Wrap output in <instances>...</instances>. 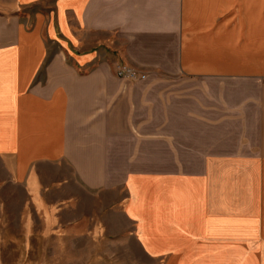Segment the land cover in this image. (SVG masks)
I'll return each instance as SVG.
<instances>
[{"label":"crops","instance_id":"crops-1","mask_svg":"<svg viewBox=\"0 0 264 264\" xmlns=\"http://www.w3.org/2000/svg\"><path fill=\"white\" fill-rule=\"evenodd\" d=\"M216 81L264 85V0H0V186L25 193L21 225L62 224L69 186L111 190L149 257L264 264V104L244 89L234 109Z\"/></svg>","mask_w":264,"mask_h":264},{"label":"rangeland","instance_id":"rangeland-1","mask_svg":"<svg viewBox=\"0 0 264 264\" xmlns=\"http://www.w3.org/2000/svg\"><path fill=\"white\" fill-rule=\"evenodd\" d=\"M211 84L221 85L222 89L226 87L228 91L229 89L232 91L231 101L234 109L244 103V89L250 97V102L253 94L256 99L260 95L264 104L262 84L242 81H216ZM202 85L207 86L208 82ZM249 113V121L255 122L258 115L257 105L250 104ZM234 117H237L236 124H239L242 116L239 113L235 116L234 112ZM261 118L264 123V114ZM236 124L231 126L234 129L233 134L240 126ZM154 159H159V156H154ZM138 166L146 168L151 166L155 170L161 168L160 162L157 161L152 164H138ZM5 177L6 173L0 162V181ZM70 192L73 199L78 197L79 202L67 204L71 209L61 213L60 216L64 219L62 224L58 221L56 227L49 228L45 226L42 216L32 218L30 215V226L23 227L18 208L26 197L25 193L10 183L0 186V202L5 203V211H0L4 264H166L168 262L170 255L152 258L144 253L141 244L135 239L134 225L125 219L114 204L119 197L116 193L104 190L98 196H94L76 186H69L65 191L66 194ZM138 212L144 217V211ZM152 246L154 249H160V240H156ZM198 251L200 249L197 248L195 252ZM190 255L186 264H203L208 259Z\"/></svg>","mask_w":264,"mask_h":264},{"label":"built area","instance_id":"built-area-1","mask_svg":"<svg viewBox=\"0 0 264 264\" xmlns=\"http://www.w3.org/2000/svg\"><path fill=\"white\" fill-rule=\"evenodd\" d=\"M115 73L123 79L132 80V81H139V80H146L147 74L140 73L137 70H135L133 67L119 63L115 67Z\"/></svg>","mask_w":264,"mask_h":264}]
</instances>
